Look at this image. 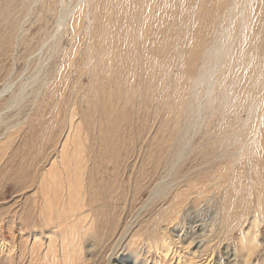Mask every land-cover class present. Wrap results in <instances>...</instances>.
I'll return each mask as SVG.
<instances>
[{
	"label": "rangeland",
	"instance_id": "374dc122",
	"mask_svg": "<svg viewBox=\"0 0 264 264\" xmlns=\"http://www.w3.org/2000/svg\"><path fill=\"white\" fill-rule=\"evenodd\" d=\"M63 12L72 19L57 31ZM110 34L126 43L137 35L149 66L136 67L128 124L108 145L78 117L92 93L82 43ZM130 50L139 56L138 46ZM37 56L47 71L23 95L34 97L6 112L5 100L33 76ZM57 82L61 98H45L60 110L52 148L65 141L62 120L73 123L93 185L83 183L66 219L46 220L38 186L57 177L58 159L35 154L25 179L16 152L33 99L43 83L42 98ZM4 87L11 92L0 98V131L17 126L0 142V228L19 198L35 225L14 244L0 243V264H264V0H0Z\"/></svg>",
	"mask_w": 264,
	"mask_h": 264
},
{
	"label": "bare ground",
	"instance_id": "6f19581e",
	"mask_svg": "<svg viewBox=\"0 0 264 264\" xmlns=\"http://www.w3.org/2000/svg\"><path fill=\"white\" fill-rule=\"evenodd\" d=\"M82 2L84 3V1H82ZM112 2H114V1H112ZM86 3H87V0H86ZM101 3L103 4V2H101ZM88 5H89V2H88ZM89 6H92V5H89ZM109 6H110V4H109ZM127 7H129V6H127ZM91 9H92V7H91ZM109 9L110 8H108V10ZM74 10H76V9H74ZM115 10H116V8H115ZM87 11H88V9H87ZM63 13H65V15H62L61 18H59V20H58V22L56 24L57 31H59L60 28H65V27L68 26V24H67L68 18L72 19L71 17H69V14H66V12H63ZM74 13H77V12H74ZM74 13H72V14H74ZM110 13H111V11H110ZM79 16H80V14H79ZM86 16H87V13L85 12L84 17H86ZM116 16H117V14H116ZM73 18H74V16H73ZM80 19L81 18H79V20ZM87 20H89V19H87ZM76 22L77 21H75V20L72 21L73 27L76 24ZM80 22H81V20H80ZM82 22L84 23V21H82ZM143 22H146V21H143ZM97 24L98 23H96V25ZM79 25H80V23H79ZM56 26H55V28H56ZM110 26L112 28H114L112 24ZM119 28H120V26H119ZM144 28H145V26H144ZM88 30H90V29H88ZM101 30H103V29H101ZM111 30L113 31V29H111ZM48 32H49V30H48ZM48 32L46 34H48ZM93 32H94V29H93ZM142 32H144V31H142ZM136 36L133 37V39H132L131 42H127V43L124 41V39L122 37L115 36L114 34L111 35V36L100 37V38H96V39H93V40L92 39L91 40L86 39L82 43L83 48H84L83 49V53H82V59L84 61L83 65H82L84 67L83 68V73H84V77L88 79V81H89V83L91 85V91H92V93H91V95L88 98L85 99L86 102L84 101L87 104V108L84 107L86 109L85 110H81L79 112V117H78L79 118V124H80V126L82 125L83 127H86L88 129L91 128L92 130H94V129L99 130L103 134V137L107 141L108 145L109 144H112L114 142V139L117 138V137L115 138V136L112 135V134H114V132L117 129L118 130L121 129V126L122 125L128 124V120H127L128 118H126L125 115H124V109L127 108V107H129V106H131L133 104L132 99L130 98V93H131V90H132V88H131L132 85L130 83L131 82L130 80H133L131 78H132V76L135 75L136 67L139 66V67H143L144 69H146L149 66V62L146 59V55H145L144 51L141 49L142 48L141 46H145V42H143L140 38H138ZM143 38H145V37H143ZM51 40L52 39H50L49 41H51ZM41 41L43 42V40H41ZM78 43H79V41H78ZM132 45L136 46V48L138 46V50H139L138 51L139 52V56L138 57H136L135 55H133V53L131 52L130 48L132 47ZM36 46H35V48H36ZM49 46H50V44H49ZM80 47H82V46H80ZM66 49H68V48H66ZM52 50H53V48H52ZM62 50H64V49H62ZM29 52L31 53V51H29ZM74 52H76V50H74ZM67 53L68 52H66V54ZM26 55H28V54H26ZM31 55H33V54H31ZM58 56H59V54H58ZM62 56H64V55H62ZM70 56H72L71 55V52H70ZM27 58H28V56H27ZM41 58H43V57L41 56ZM45 58H46V56H45ZM39 59L40 58L37 56V61L38 62L36 61L37 62V67H36V71L33 74V76L30 79L28 78V80L25 81L24 84L21 83V86L19 87V90H18V92L16 94H11L10 93L9 96H8V98L5 100L6 107L3 110H5L6 112H10V110L13 111L14 107L18 103H20L23 99H25V98H27L29 96H30V98L34 97V96L31 97V95H27V94L25 95L27 97H24L23 95H24V93H26V90L28 88H31V87L34 88L37 85L38 80H39L40 73L42 71H45V72L47 71L46 70V64L39 63ZM24 60H25V56H24ZM56 62H57V60H56ZM28 64H30V63H28ZM63 65L65 67V64H63ZM56 66H58V65H56ZM75 66H76V64H75ZM27 67H28V65H27ZM44 73H42V75ZM51 74H54V73H51ZM27 75H29V72H28ZM105 75H107L109 77H106ZM29 76H31V75H29ZM73 76H75V74H73ZM24 77H26V75ZM26 78L23 79V80H26ZM40 78H42L41 75H40ZM63 79L65 80L64 77H63ZM69 79L67 78V80H69ZM72 79H75V78H72ZM59 82L56 83L57 85H55L51 89L50 92L45 93L43 98H42V95H43V91L42 90L46 89L47 84L46 85L44 83H43V85L40 84L42 86L39 89V92L36 94L35 98L33 99V102H32L33 105L31 106V109H30V111L33 112L34 107H35V112H34V115H32V118H31V120H30V122L28 124V128H27V130L25 132V135H24V143H23L22 150L16 152V153H18V154H20L22 156L21 157V163H20L19 169H20V173L23 175V177L25 179H27V177H29L31 175V173H32L31 170H33L34 163H36L35 162V158H33V156L35 154L41 153V152L44 154L46 151H48V152H46V154L52 152L53 153V156L58 159V161H57L58 162V165H56V169L58 170L57 171V174L58 175H57V177H54V179H52L49 183H45V182L44 183H42V182L39 183L37 181V178H36L37 177V174H39L38 171L35 170L33 172L34 178H35L34 179L35 182H38L39 183L38 191L40 193V196H41L42 200L44 201V208H45V210H46V208L48 210V213L44 216L46 220H52L53 215L55 213L58 214L57 216L63 215L64 216V219H66L68 217V216H66V215H68V214H66V212L72 211L76 199L79 200L78 198L80 197V194H81L80 188L83 185V183L86 182L87 185H90V186L93 185V183H92L93 182V179H92L93 172L89 168L86 167V163H85L86 161L84 162L83 159H81L78 156L79 153L78 154L76 153L80 149V146H82V143H80L81 145L79 143H77V140L76 139H77V136L79 135V134L77 135V133H79V132H77L78 130H76V129H74L72 127V126H74L73 123H71L72 125H69L68 123H66V120H62L63 123H61V125H60L59 136H61L62 138L65 137V139H64L65 141L62 140L64 142L59 145V150H57L56 148H52V146H53V143H52V139L53 138L52 137H53V135L55 133V126L58 123L57 122V119H59L58 118V116H59L58 114H59L60 110H57V112L54 111V110L52 111L51 108L49 107V104L50 103L46 104V99L45 98L48 97V96L50 98H55V99L58 98V97H60V95L62 94V90H61V87H60ZM137 82H138V80H137ZM78 86H79V84H78ZM82 86H84V85H82ZM69 87H70V85H69ZM137 88H139V87H137ZM65 89H63V90H65ZM74 90H75V88H74ZM14 91H15V89H14ZM9 92H11V91H9V88L4 87V88L0 89V98H2L3 96H7V93H9ZM66 92H68V91H66ZM31 93H32V95L34 94L33 92H31ZM75 93L77 94V92H74V94ZM83 96H85V95H83ZM25 100H27V99H25ZM63 100H64V98H63ZM63 100H62V102H63ZM37 104H38V107L36 108V105ZM52 105L54 106V104H52ZM81 106H82V103H81ZM81 106H79V108ZM76 107H78V106H76ZM66 109H68V108H66ZM22 110H23V108H22ZM15 112H16V109H15ZM126 113H127V110H126ZM3 114L4 113H0V120L2 119L3 116H5ZM11 114H10V116H11ZM22 114H21V117L20 118H22ZM69 118H68V120H69ZM87 118H89V119H87ZM10 121H8V122H10ZM25 122H26V119L24 120V123ZM6 124L4 126L7 127L8 124L7 125ZM1 125H3V124L1 123ZM8 126H11V124H9ZM16 126L17 125H13L11 127L6 128L2 132L0 131V142H3L4 138H7L8 139V137H9V139H10L11 136H8L7 134H8V132L13 131L16 128ZM16 131H14V132H16ZM80 131H82V130H80ZM85 131H87V130H85ZM82 132H84V131H82ZM122 133H124V132H122ZM14 134L16 135V133H14ZM80 135H81V132H80ZM94 135H97V134H94ZM122 135L124 136V134H122ZM5 136H8V137H5ZM123 136H121V137H123ZM19 137H22V136H19ZM78 137H80V136H78ZM7 139H5V140H7ZM12 139H13V136H12ZM121 140L122 139H120V141ZM9 143H10V141H9ZM96 144H98V143H96ZM0 145L2 146L1 143H0ZM105 145H107V144L105 143ZM12 146H13V144H11V147ZM20 146H22V144ZM69 149H71V151ZM50 158L51 157H49L48 159H50ZM53 164L51 166H53ZM54 174H55V172H54ZM52 177H53V175H52ZM23 202H22V199L19 198L15 202L16 206H15L14 212L12 214H10L9 216H7L4 220H2V226L0 228V243H1V245L4 244V243H6V245H7L8 242H10L11 244H14L15 242L18 241V237L19 236L24 235L23 232H26L27 230H29L30 225L32 223H33V225H35L34 222L31 220V218L29 216V211H31V208H29V211L27 209L25 212L24 211L22 212V210H24V208H25L24 205H23ZM59 203H60V208L57 209ZM29 206H30V204H29ZM74 208H76V207H74ZM121 234H123V233H121ZM125 234H126V232L124 233V235ZM19 240H20V238H19ZM31 254L32 253H30V255ZM36 259H37V256H34L33 260H36Z\"/></svg>",
	"mask_w": 264,
	"mask_h": 264
}]
</instances>
